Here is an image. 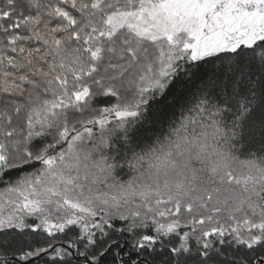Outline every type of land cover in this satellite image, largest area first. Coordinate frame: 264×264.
Listing matches in <instances>:
<instances>
[{"label":"snow or ice","instance_id":"1","mask_svg":"<svg viewBox=\"0 0 264 264\" xmlns=\"http://www.w3.org/2000/svg\"><path fill=\"white\" fill-rule=\"evenodd\" d=\"M0 264H264V0H0Z\"/></svg>","mask_w":264,"mask_h":264}]
</instances>
